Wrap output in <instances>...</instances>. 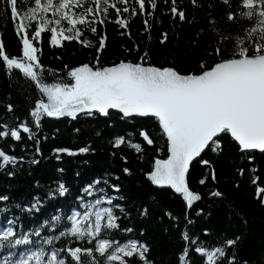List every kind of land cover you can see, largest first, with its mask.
<instances>
[{
  "label": "snow or ice",
  "instance_id": "1",
  "mask_svg": "<svg viewBox=\"0 0 264 264\" xmlns=\"http://www.w3.org/2000/svg\"><path fill=\"white\" fill-rule=\"evenodd\" d=\"M110 26L123 38L114 51ZM192 29L187 50L158 55ZM72 43L83 59L45 63L46 49ZM0 73L27 105L23 116L11 94L0 105V174L109 158L78 185L64 167L30 194L7 183L0 264H264V240L242 255L246 234L213 211L226 199L218 168L229 156L234 187L248 178L264 208V0H0ZM52 120L71 126L48 129ZM150 222L174 234L168 251L150 240Z\"/></svg>",
  "mask_w": 264,
  "mask_h": 264
},
{
  "label": "trees",
  "instance_id": "2",
  "mask_svg": "<svg viewBox=\"0 0 264 264\" xmlns=\"http://www.w3.org/2000/svg\"><path fill=\"white\" fill-rule=\"evenodd\" d=\"M141 27V21H135L133 31H136ZM195 29L189 30L186 33H181L179 39L173 38L172 44H169L166 48L157 49V53L164 55H171L173 52L174 46L179 45L177 51L187 50L188 49V40L193 35ZM109 34L112 39V51L115 50L118 43L123 41V38L117 37L113 32L111 26L109 27ZM158 35V33H154ZM6 42L9 49L11 50L14 45L13 33L11 30L7 32ZM111 54V52H110ZM63 57L64 62L75 63L77 60L83 59V53L81 47L78 44L72 43L68 44L65 49H46L44 56V61L46 64L58 67L61 61L57 60L56 57ZM11 94V102H13L17 107L15 109L18 115L23 116L27 111V105L25 104V97L19 91L18 87L13 86L12 82L5 77L3 73H0V105H3L7 102L8 95ZM2 111V109H0ZM70 122L65 121H49L48 129L54 127H60L65 129L70 127ZM83 127L86 131L95 127V123L91 124H82L79 125ZM103 121L100 123V127H103ZM47 130V129H46ZM65 140H68L67 137L63 138L60 141L52 142L49 141L43 145L44 151L48 154L50 147L53 143H63ZM68 142H72L68 140ZM98 146H101V142H98ZM106 148V146H104ZM17 154H20V149L17 148ZM91 160V164L81 165L78 160L66 158L63 163L57 162L54 158L49 160H42L39 166H35L31 171V175L28 174L27 166L26 170L20 176L15 179H10L3 174H0V192L4 190V186L7 183H12L17 187L14 190V195H23L30 194L37 191L33 187L34 181L39 180L41 184H46L50 180L56 179L55 169L57 167H64L66 169L65 179L70 181L73 185H78L83 181L91 177L95 172L103 167L109 166V158L105 152H99L95 155L88 157ZM229 156L225 162L218 168L219 174V184L218 187L225 192L226 199L224 203L217 204L214 206V222L221 224L222 226L228 228L230 233H244L247 236L245 243L241 246V254L248 256L251 255L254 251L252 245L258 244L264 240V208L257 206L252 198V190L250 186V181L248 178H244L242 185L239 189L234 187L235 180L238 177H235L229 167ZM79 168L81 172L80 177L74 176V171ZM140 187L139 184L133 182L128 185V192L130 195L135 196L136 189ZM239 211L244 214L247 219V225H244L239 218L234 215V212ZM149 228V238L157 246L160 252L168 251L173 242L174 234L169 236L165 234L162 229L163 225L152 224L150 222Z\"/></svg>",
  "mask_w": 264,
  "mask_h": 264
}]
</instances>
